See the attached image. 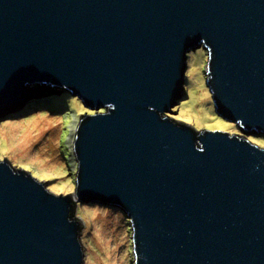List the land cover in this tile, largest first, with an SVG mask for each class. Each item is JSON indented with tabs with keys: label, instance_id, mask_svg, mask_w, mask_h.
<instances>
[{
	"label": "water",
	"instance_id": "obj_1",
	"mask_svg": "<svg viewBox=\"0 0 264 264\" xmlns=\"http://www.w3.org/2000/svg\"><path fill=\"white\" fill-rule=\"evenodd\" d=\"M202 48L239 134L170 116ZM54 88L95 112L77 189L0 160V264H85L87 203L130 220L134 264H264V0H0V118Z\"/></svg>",
	"mask_w": 264,
	"mask_h": 264
},
{
	"label": "rangeland",
	"instance_id": "obj_2",
	"mask_svg": "<svg viewBox=\"0 0 264 264\" xmlns=\"http://www.w3.org/2000/svg\"><path fill=\"white\" fill-rule=\"evenodd\" d=\"M187 59L186 97L173 108L175 113L170 116L199 131L237 132L236 125L216 114L207 81V50L193 51ZM64 100L66 106L59 110L38 107L25 111L29 104L37 102L32 99L19 111L0 118V160L7 159L13 167L30 172L58 195L76 192L79 165L73 142L80 116L87 111L77 97L70 95ZM51 102L48 98L46 103ZM251 142L264 148V137L253 136ZM76 218L83 225L81 242L85 264H134L133 232L130 220L122 211L99 204H80Z\"/></svg>",
	"mask_w": 264,
	"mask_h": 264
},
{
	"label": "trees",
	"instance_id": "obj_3",
	"mask_svg": "<svg viewBox=\"0 0 264 264\" xmlns=\"http://www.w3.org/2000/svg\"><path fill=\"white\" fill-rule=\"evenodd\" d=\"M185 79H186V77H185ZM61 91H62L61 89H55L54 88L51 91H48V93L47 92L44 93L42 97L37 99V102L31 103L32 105L29 104L24 110L30 111L32 108L35 109L38 107L39 108L43 107L44 110L54 111V110H59L58 108H60V107H65L66 104L64 102L65 101L64 99H66V96H70V94L68 92L63 93ZM185 97H186V93H184V95L182 96V100H184ZM48 98L52 99V102L49 104L46 103L48 101ZM42 99L45 100V102L42 101ZM178 105H180V104L178 103ZM86 110H87L86 113H88V114H94L95 113V112L92 113L88 109H86ZM234 133L239 134L240 133L239 129H237V132L234 131ZM250 140H251V138H250ZM77 206H79V205H77ZM74 219H76L75 215H74Z\"/></svg>",
	"mask_w": 264,
	"mask_h": 264
},
{
	"label": "flooded vegetation",
	"instance_id": "obj_4",
	"mask_svg": "<svg viewBox=\"0 0 264 264\" xmlns=\"http://www.w3.org/2000/svg\"><path fill=\"white\" fill-rule=\"evenodd\" d=\"M92 113H94V112H92Z\"/></svg>",
	"mask_w": 264,
	"mask_h": 264
},
{
	"label": "clouds",
	"instance_id": "obj_5",
	"mask_svg": "<svg viewBox=\"0 0 264 264\" xmlns=\"http://www.w3.org/2000/svg\"><path fill=\"white\" fill-rule=\"evenodd\" d=\"M102 112V111H101Z\"/></svg>",
	"mask_w": 264,
	"mask_h": 264
}]
</instances>
